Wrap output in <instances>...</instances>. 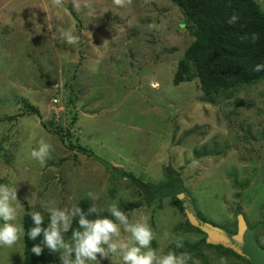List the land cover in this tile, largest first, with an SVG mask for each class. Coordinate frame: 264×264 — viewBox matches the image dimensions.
<instances>
[{
	"label": "rangeland",
	"instance_id": "rangeland-1",
	"mask_svg": "<svg viewBox=\"0 0 264 264\" xmlns=\"http://www.w3.org/2000/svg\"><path fill=\"white\" fill-rule=\"evenodd\" d=\"M183 24L170 0H0V183L18 187L22 219L26 206L41 210L40 200L71 207L86 199L102 213L116 204L130 222L152 227L153 248L186 253L204 236L183 227L175 199L148 203L114 170L164 184L171 169L201 218L234 230L241 207L264 245V80L227 99L207 97L197 82L176 86V64L193 40ZM69 30L74 44L64 39ZM32 107L38 112L8 120ZM42 139L54 149L43 166L30 155ZM129 236L121 228L118 239ZM188 251L187 264L221 256L246 264L215 248ZM23 261L24 240L0 249V264Z\"/></svg>",
	"mask_w": 264,
	"mask_h": 264
},
{
	"label": "trees",
	"instance_id": "trees-1",
	"mask_svg": "<svg viewBox=\"0 0 264 264\" xmlns=\"http://www.w3.org/2000/svg\"><path fill=\"white\" fill-rule=\"evenodd\" d=\"M170 2L182 12L184 17L183 25L193 38L189 46L186 47L183 57L176 64L173 78V83L176 86L183 83L197 82L200 90L207 97L227 96V99L236 96L241 89H250L259 85L264 80V71H253L256 64L264 63V11L256 0H170ZM233 15H236L238 20L234 24H229L228 20ZM236 104V106L245 105L240 102H236ZM35 109L34 107L27 108L25 113L10 116L8 120H16L26 113H37L38 111ZM44 125L46 127V124ZM48 125L52 127L54 123L50 122ZM53 128L57 132L61 130L59 127L53 126ZM65 137L67 135H64L63 138L65 139ZM69 147L72 149L76 148L88 156L92 154L80 145L76 146L70 143ZM104 163L109 168L113 167L106 162ZM114 170L124 177H128L129 175L131 178L130 182L142 193L148 203L155 199L163 200L164 198L172 197L184 213L178 197L163 194L175 181H180L182 187L186 190L179 174L170 175L171 169L164 184L146 183L134 175L125 172L123 169L114 168ZM153 194L157 196H153ZM78 205L87 210L93 204L91 201L83 199ZM30 209L29 206H26V213L23 216L26 233L27 229L32 227L29 215ZM236 212H242V208L237 207ZM101 214L105 216L109 215L108 212ZM198 215L201 218L200 214ZM89 218L95 219L96 216L94 214ZM201 219L208 222L203 218ZM46 224L47 220L45 219ZM212 224L234 234L237 232V218L234 230L227 228L225 225ZM73 227H78L75 221L73 222ZM183 227L204 236L198 244H187L189 248L185 250L186 253L188 250V252L200 253L203 247H209L215 248L225 254H230L243 263L252 264L233 250L227 249L222 245L207 244L206 235L199 229L190 226L188 219ZM254 227L257 228L255 234L256 242L264 249V245H261L258 240L259 235L257 230H259V227L254 225L252 228ZM69 237L70 233L66 234V239ZM40 242V237L36 241H33L25 236L23 264H53L57 261L55 253L49 252L46 248L40 256L31 253V247ZM175 251L185 253L181 249H175Z\"/></svg>",
	"mask_w": 264,
	"mask_h": 264
},
{
	"label": "clouds",
	"instance_id": "clouds-1",
	"mask_svg": "<svg viewBox=\"0 0 264 264\" xmlns=\"http://www.w3.org/2000/svg\"><path fill=\"white\" fill-rule=\"evenodd\" d=\"M116 3L119 4L120 0H116ZM237 20L238 17L233 15L228 23L234 24ZM63 36L68 44L76 42L77 38L70 30L64 32ZM253 71H264V63L256 64ZM53 150V146L42 139L30 155L43 166ZM87 196L93 201L98 199L92 191ZM19 201L17 186L0 183V249H19L20 243L27 236L33 241L41 238L40 243L31 247V253L40 256L45 248L49 252L59 253V264H103L110 256H118L122 264H187L191 259L186 253L177 255L172 250L162 253L153 248L152 242L157 237L152 227L147 222H130L129 216L116 204L107 208L109 215L105 216L101 214L104 210L95 203L85 210L78 204L59 207L55 200H40L41 210L29 213L32 227L26 233ZM31 202L35 208L37 199L34 194H31ZM94 214L96 218L90 219ZM74 221L78 224L77 228L73 227ZM121 228L130 234L126 241L118 239ZM68 233L70 237L66 239ZM181 239L176 241L178 248L182 247ZM219 264H227V258L221 256Z\"/></svg>",
	"mask_w": 264,
	"mask_h": 264
},
{
	"label": "water",
	"instance_id": "water-1",
	"mask_svg": "<svg viewBox=\"0 0 264 264\" xmlns=\"http://www.w3.org/2000/svg\"><path fill=\"white\" fill-rule=\"evenodd\" d=\"M163 194L173 195L181 201L182 209L190 226L199 229L206 235V243L222 245L233 250L252 264H264V249L256 242V227L250 228L242 212H237V232L231 233L226 229L202 220L195 209L194 201L184 190L180 181L172 183ZM153 196H157L153 194Z\"/></svg>",
	"mask_w": 264,
	"mask_h": 264
}]
</instances>
